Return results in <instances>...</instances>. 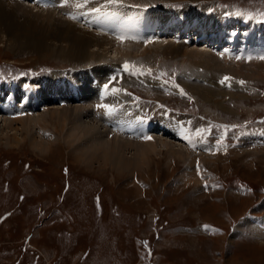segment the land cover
Segmentation results:
<instances>
[{"label": "rangeland", "instance_id": "obj_1", "mask_svg": "<svg viewBox=\"0 0 264 264\" xmlns=\"http://www.w3.org/2000/svg\"><path fill=\"white\" fill-rule=\"evenodd\" d=\"M126 1L134 5L171 2ZM174 3L181 5L171 7L180 9L189 2ZM190 3L193 9L202 7L210 13H221L223 17L217 19L219 22L227 17L224 19L230 21L231 28L226 31L230 34L220 32L213 23L204 20L203 13L198 19L190 18L189 21L168 18L166 35H161L155 27L151 33L139 32V28H148L149 18H140V23L136 18H129L131 27L138 25L132 27L134 32L156 36L154 41L147 43V49L153 48L156 41L159 44L154 46L158 49L146 51L144 44L138 45L140 41L127 40L137 45L130 47L133 52L124 54V44H115L114 38L105 33V44L112 43L105 46L104 52L99 50L103 60L98 63L99 59L86 54L88 64L74 66L88 76L87 82H83L88 84V102L78 99L66 105L48 102L39 106L38 111L43 108L49 113L55 106L73 105L80 112L86 105L90 117L82 118L90 127L94 125L92 135L97 130L96 135L102 133L109 139L117 136V133L109 135V131L104 130V117L93 107L96 87L89 84L88 79L92 77L89 78L86 70L90 66L93 77L103 80L114 63L127 59L137 65L146 64L153 71L174 74L176 81L192 97L191 101L174 85L151 81L152 77L147 75L141 78L146 81L139 82L122 78L121 87L137 91L144 104L153 105L154 101H159L173 107V111L183 106L184 113H174L188 118L192 125L203 124L205 120L201 117L213 119L214 123L232 122L240 128L233 131L234 139L240 133L264 129V76L257 74V71H264V62L255 63L256 69L250 70L253 74L242 78L246 81L245 87L235 83L232 87H224L218 82L220 77L214 76L216 70L228 75L232 68L230 61L234 59H229L232 54L227 56L224 52L238 54L241 46H256L264 41V26L249 21L243 27L245 21L235 18L226 7H215V3L225 4L244 16H262L264 0H195ZM10 8L6 5L3 13L9 18H25L36 28V20L30 21L28 17L33 9L15 5ZM202 21H206L203 26L209 28L199 32L203 38L193 41V34L186 40L188 35L182 34V30L192 25L189 30L195 27L198 31ZM105 24L106 31L121 27L117 22L113 26ZM0 29L3 30L2 23ZM253 29H257L254 38L250 36ZM174 31L178 33V40H173ZM3 33L0 32L1 70L31 68L46 72L50 69L45 74L47 80L43 89L51 90L56 85L52 81L56 68L73 67L68 61L72 55L64 56L57 51V46H53L56 50L48 56L40 57L35 52L13 50ZM226 38L230 44L218 46L217 42L222 44ZM205 55H208L205 60L201 59ZM102 63L105 68L99 71ZM32 81L39 84L41 78L33 77ZM156 110V115H161L158 111L161 108ZM57 119L48 116L45 123L30 128L31 134L50 141L43 150L31 145L32 140L25 131L18 134L16 142L12 134L8 144L0 140V264H264V145H251L240 139L233 144L229 142L226 154H207L200 148L194 150L174 141L166 131L165 138L172 145L179 143L176 146L183 149L182 154L177 156L163 149L150 153L144 165L118 169L107 160H88L78 153L74 144L68 145L63 138L64 131L61 132L67 124L62 123L61 127ZM212 138L214 136L208 140ZM123 139L138 141L126 136ZM198 169L202 179L207 181V188L197 176ZM250 212L261 215L257 218L259 227L245 216ZM202 222L213 224L214 228L206 232L200 228Z\"/></svg>", "mask_w": 264, "mask_h": 264}, {"label": "bare ground", "instance_id": "obj_2", "mask_svg": "<svg viewBox=\"0 0 264 264\" xmlns=\"http://www.w3.org/2000/svg\"><path fill=\"white\" fill-rule=\"evenodd\" d=\"M149 1L151 2L152 0ZM164 1L174 2L180 0H164ZM185 1L189 3L180 9L172 8L171 6H167L166 4L163 3L157 5L156 8L151 9L149 8V6L153 4L149 2L148 4H146L145 2V5H134L135 3L131 4L132 3L131 1H126V0H118V1L117 0H65L64 3L59 7H51L52 8L51 9L50 7H45V8L35 7L34 4L28 2L25 3L24 0H0V25L1 23L3 24V30L0 29V32H4L3 34H6L5 36L8 37L7 38L8 44L9 46L12 47L13 50L33 52V53L35 52V54L40 57L48 56V54L53 52V50L55 49L54 47L57 46L56 48L57 51L63 53L64 56L72 55L71 58L68 59V61H70L69 63L73 67L74 66L76 67L77 65L84 66L88 64V62H85L86 61L85 56L87 57L86 54H90L91 58L95 57L96 59H99L98 61H96L98 63L101 60H103V57H100L101 54L99 53V50H101V52L102 51L104 52L105 46H107V44L109 43L110 44L112 43L109 41V43L106 42L105 44L104 30L106 24L104 20L101 19L104 17H116L119 19L125 18V21H129V18H136V20H138L139 23L141 21L140 18H144V19L149 18L148 28H144V29L139 28L138 31L139 32L148 31L146 33H151L154 32V30L157 28L158 32L161 35H163L164 32L166 31L165 25L168 22L167 21L168 17L186 18L185 21H189L190 18L198 19L199 18L198 15L203 13L202 18L204 20H206L208 23H213L214 26L217 27V29L220 32L223 33L225 32L230 34L229 31H226L228 27L231 28V25H229L230 21L224 19L227 17L224 16L223 21L219 22L217 19L219 17H223L221 13H210L207 12L205 9L203 10L202 7L200 9H198L197 7L193 9L192 6L190 5L192 3L190 2L195 0H185ZM77 4L81 6L77 7L76 6ZM6 5L9 8L15 5V6L23 7V9L28 8L27 10L30 11H32L33 9L34 12L33 13L30 12L28 17L30 18V21H34V19L36 20L34 21L38 24V25L36 24L37 25L36 28L35 26H32L31 23H29V21L26 22L25 18H21L22 20H20L19 18H9L8 15H6V13H3V9ZM86 9H88L89 12H85ZM63 12H72L74 18L73 17L69 18ZM13 15L16 16V14ZM206 21H202L200 23V28L198 27L199 32L209 29L203 26V24ZM27 25H30L28 26L29 28H31L30 30L29 28L26 27ZM135 25H132V27L134 26L136 28L138 26ZM24 27H25L24 30H29V31H23L22 28ZM154 27L155 29H153ZM193 30H195V27H193ZM255 30L257 29L251 30L252 32L250 36L253 38L255 37L256 34ZM171 32L172 31H170V33ZM166 34L167 33H165L164 35ZM174 34H175L174 36L178 35L176 31H174ZM189 39L191 38L188 35L186 40ZM225 40L227 41H225L222 44L221 42L218 41L217 42L218 46H228V44H230V41H228V38H226ZM114 41L115 44L117 45L124 44L123 47L125 50L124 54L133 52V50H131L130 47L131 46L136 47L138 42L137 41L136 43H134V41H132L133 42L132 43L130 41L127 42V40L126 42H122V41L116 42L117 40L115 39ZM59 44L63 45V47ZM158 44L159 42L156 41L154 45L157 46ZM138 45H142V42H139ZM147 45L148 44L145 43L146 51L147 50L151 51L153 48L155 49V51L156 49H158V47L154 45L153 48L147 49ZM98 46H100V48L103 47V49L98 48ZM160 47L166 48L162 46ZM167 47H170V45H167ZM155 51H153V53ZM134 52L136 51L134 50ZM224 54L225 55L227 54V56L232 54L231 58L229 59H234V61H230L232 68L230 69L231 73L229 71L230 75L229 73L228 75L230 79H233L236 82L239 79L242 80V78H246L251 73L253 74V71L251 72L250 70L251 69L255 70L256 64L259 65L260 64L259 62H264V41H262L261 44H258L256 46H249L247 44L241 46L238 54L234 52H229V53L224 52ZM196 55L197 54L194 55L195 56L194 59L198 58L196 57ZM77 56H79V58H75ZM206 56L208 55H205V57L202 58L200 57V58L201 59L204 58L203 60H205ZM225 61L226 60L224 59L223 62L226 63ZM92 63H94V61ZM101 67L104 69L105 63H102L100 67H98V70ZM98 70H95V72L98 75H100ZM257 72H258L257 74H259L260 76H264V74H262L264 73V71L261 70ZM57 73L58 72H56V74ZM56 74L55 73L52 74L53 79ZM216 75L221 77V75L223 74L217 73L216 70L214 76ZM71 76L74 77L80 85V89L82 93L80 101H83L85 103L88 102L87 100H89V98L87 97V92L89 93V91L88 89L86 90L88 84L83 83V82H87V78H88L87 74L78 70L77 72L73 73V75ZM89 78L91 77L89 76ZM91 80L92 79L90 80L88 79L89 84H91ZM38 82L39 84L41 83V81ZM39 91H40L39 96L42 102L33 111L29 109L27 113L26 110L28 109V107H26L24 104H16V106H14L12 105L14 103L11 104L7 103L10 100V98L16 97V94H12L10 93V91H7L4 94L5 96L4 100L1 99L2 97H0V140L4 139L5 144L9 143L11 134H12L11 135L12 138L14 139V142H16L17 140H19L18 136L20 135V133L25 131L28 134L29 138H31L32 140L31 145L34 148L43 150L50 141L48 142L46 141V139L44 140L43 139L44 137L42 138L39 136L40 138H38L34 133L31 134L32 131L30 128L31 127L34 128L35 126H40V123H45V119L49 116V118L52 119H55V117L58 118L57 120L59 126H61L62 123L67 124L66 129L60 131L61 132L64 131L63 135L65 136L63 138H65L66 141L69 142L68 145L74 144L73 146H75V148L78 149L77 150L78 153H81L82 155L87 157L86 159L88 160H90L91 158H95L100 162H104V161L106 162L107 160L109 161V163H111L113 167H116L118 169L121 167L130 169L129 167L133 168V167L141 166L142 164L144 165L145 160L148 159L150 153L153 154L163 149L168 151V153L171 152V153H175L176 155L177 154L180 155L183 153L182 151L183 149L176 146L177 144L179 145V143H177L176 145H172L169 139L165 138V132L158 134L154 133L153 135L151 134V139L150 137H148V139L145 138L143 139V141L138 140L137 142L136 141L129 142L128 140L123 139L124 136H120L118 133L117 136L116 134L114 135V137L110 136V139L107 138L105 134L102 133H98V135H96L97 130L95 131V129H94L95 135L94 134L92 135V129L94 125L90 123L92 125V127H90V125H88L87 123L85 124V120H83L82 118V116L84 117L89 116L87 111L90 109H87L86 105L82 107V110L80 112H78L79 110L77 107L73 108L72 107L73 105L72 106L69 105L70 107L55 106L54 109L52 111L50 110L51 112L49 113L47 112V110H44L43 108H41L42 110L38 111L39 106H43L48 102H54V101L57 102V100H55L56 98L53 99L51 97V96L55 97L56 94L57 95L61 94L62 96L61 98L65 99V102H67L65 103V105L69 104L70 101H72L71 96L70 97L66 96L67 91L62 90V87L58 86L57 84L51 90H44L43 88L41 89L40 87ZM19 98H20V94H17V99ZM25 104L30 105V101H27ZM20 108H23L24 111L21 112ZM10 113H12V117L10 116L11 115ZM94 113H92L91 115H94ZM13 122L15 123L18 122L17 123L18 125L15 124L14 126L11 125ZM92 123L94 124V122ZM126 151H128L127 153L129 155L125 154Z\"/></svg>", "mask_w": 264, "mask_h": 264}, {"label": "snow or ice", "instance_id": "obj_3", "mask_svg": "<svg viewBox=\"0 0 264 264\" xmlns=\"http://www.w3.org/2000/svg\"><path fill=\"white\" fill-rule=\"evenodd\" d=\"M76 6H77V7H80L81 5L77 4ZM128 68H129V66H128L127 64H125V69L128 70ZM149 71H150V70H149ZM133 74H135V73H133ZM141 74H143V73H141ZM228 79H229V78H227V77L225 78V80H228ZM223 82H224V81H222V83H223ZM240 83L243 84L244 82H243V81H240ZM107 87H108V86L105 85V88H106V89H107ZM113 91H116V90H113ZM103 107L107 108V107H109V106L104 105ZM185 138L187 139V137H185Z\"/></svg>", "mask_w": 264, "mask_h": 264}]
</instances>
